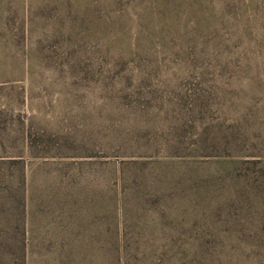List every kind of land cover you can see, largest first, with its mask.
I'll return each instance as SVG.
<instances>
[{
  "label": "rangeland",
  "instance_id": "1",
  "mask_svg": "<svg viewBox=\"0 0 264 264\" xmlns=\"http://www.w3.org/2000/svg\"><path fill=\"white\" fill-rule=\"evenodd\" d=\"M175 7L176 17L171 0H0V160L24 149L21 135L28 128L46 135L113 140L123 133L124 96L139 100V109L147 112L143 120L155 118L164 129L181 116L177 112L186 96L197 93L203 104L201 127L228 129L233 158H261L256 165L234 159L203 167L199 192L213 193L216 208L231 204L238 215L215 222V231L230 223L253 233L248 241L216 234L215 245L227 252L221 259L229 264H264V232L258 233L264 225L262 54L251 55L253 66L243 72H216L203 80L176 67L140 70L129 64L122 70L118 63L127 55L161 53L173 35L171 28H191L187 2L178 1ZM259 13L262 23L255 38L261 40L264 9ZM100 61L107 64L98 65ZM99 175L92 182L82 178L79 188L100 189ZM63 184L52 167L28 165L21 174L0 162V232L13 227L6 223L18 213L12 201L49 196ZM0 264L7 262L0 258Z\"/></svg>",
  "mask_w": 264,
  "mask_h": 264
},
{
  "label": "trees",
  "instance_id": "2",
  "mask_svg": "<svg viewBox=\"0 0 264 264\" xmlns=\"http://www.w3.org/2000/svg\"><path fill=\"white\" fill-rule=\"evenodd\" d=\"M178 1L187 2L191 28H171L161 53L118 59L122 70L129 64L140 70L176 67L203 80L216 72H243L253 66L251 55L262 54L264 65V38H255L264 0H171L175 17ZM187 97L177 103L181 116L165 130L155 118L143 120L147 112L127 96L123 133L113 140L28 128L21 135L24 149L0 162L21 174L28 165L52 167L64 184L49 196L12 201L18 213L6 222L13 227L0 232V258L7 264H229L221 259L227 252L215 245L216 234L248 241L253 233L230 223L215 231V222L238 215L231 204L216 208L213 193L202 196L201 172L207 163L256 165L261 158H233L228 129L201 127L199 94ZM95 173L102 175L100 189L79 188Z\"/></svg>",
  "mask_w": 264,
  "mask_h": 264
}]
</instances>
